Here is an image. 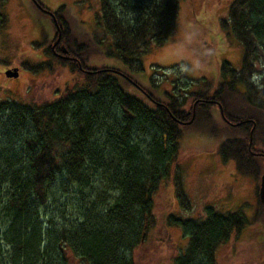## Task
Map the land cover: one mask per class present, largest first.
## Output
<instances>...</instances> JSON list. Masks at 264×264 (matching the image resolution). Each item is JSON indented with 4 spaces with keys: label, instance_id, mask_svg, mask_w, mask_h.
<instances>
[{
    "label": "trees",
    "instance_id": "1",
    "mask_svg": "<svg viewBox=\"0 0 264 264\" xmlns=\"http://www.w3.org/2000/svg\"><path fill=\"white\" fill-rule=\"evenodd\" d=\"M99 1L97 25L103 37L91 42L100 46L111 36L110 54L127 70L93 66V44L70 38L74 31L68 7L62 6L52 12V21L61 30L59 47L66 53L57 56L50 46L47 50L54 63L82 76L84 84L41 105L0 101V241L11 247L9 264H70L72 258L87 264H136L132 254L145 241L154 196L178 161L184 130L201 124L221 139L222 160L235 161L238 173L256 182L264 217L259 198L264 122L258 116H264V0H235L222 21L243 50L242 68L225 61L222 81L213 92L207 80L201 81L204 90L195 91L192 81L177 75L166 101L133 74L143 70L142 58L163 48L175 32L181 0ZM6 25L0 14V34ZM57 36L55 31L52 43ZM24 65L36 73L52 67ZM163 76L155 72L153 87ZM98 175L116 192L111 202L105 190L91 191L89 198L81 187ZM71 185L73 193L86 198L85 205L77 222L57 230L47 205ZM176 194L180 204L189 205L180 176ZM169 220L189 236L185 254L174 264H217L219 247L248 223L241 212L212 209L204 220Z\"/></svg>",
    "mask_w": 264,
    "mask_h": 264
},
{
    "label": "rangeland",
    "instance_id": "2",
    "mask_svg": "<svg viewBox=\"0 0 264 264\" xmlns=\"http://www.w3.org/2000/svg\"><path fill=\"white\" fill-rule=\"evenodd\" d=\"M234 1L181 0L175 32L163 48H155L142 58L143 70L133 74L135 80L164 101L168 100L167 93L173 90L171 81L177 75L186 76L192 81L195 91L204 90L201 81L205 80L210 83V91H215L222 81L220 68L225 61L236 70L242 68L243 50L229 31L222 27V21L228 19ZM39 2L49 12L39 9L31 0L0 2V14L7 19L6 29H2L0 34L1 102L41 105L57 100L66 88L84 84L82 76L59 66L50 57L47 49L57 29L52 21V12L62 6L68 7L71 31H74L70 38L76 37L79 44H90L97 35L103 37L100 35L103 30L97 25V16L101 14L99 0ZM91 43L93 66L127 70L120 58L110 54L111 36L100 46ZM43 63H51L52 67H46L43 71L39 69V73H36L24 65L38 67ZM12 68L19 69L18 79L5 76L6 71ZM157 70L164 72L165 76L159 79L157 87H153L152 79ZM124 87L136 93L133 87ZM215 112L218 117V111ZM258 116L264 122V116ZM216 123L220 122L216 120ZM206 129L201 124L184 130L179 143L178 161L154 196L153 219L145 241L132 254L136 264H174L178 256L185 254L189 236L182 227L171 225L170 217L200 221L207 218L211 209L222 214L241 212L248 221L240 234H234L228 243L219 247L215 255L217 264H264V217L256 192L257 184L252 178L238 173L235 161L225 163L222 160L218 154L221 139ZM177 176H180L189 205L180 204L177 199ZM106 186L101 181V175L91 184L81 185L86 197L92 196L91 191L96 194L105 190L111 202L116 192ZM73 188L71 185L69 189L59 192L47 205L46 213L56 223L57 230L65 224L70 226L77 222L80 207L85 205L86 198L73 193ZM7 245L4 240L0 241V264L10 263L11 247ZM70 264L87 263L72 258Z\"/></svg>",
    "mask_w": 264,
    "mask_h": 264
},
{
    "label": "water",
    "instance_id": "3",
    "mask_svg": "<svg viewBox=\"0 0 264 264\" xmlns=\"http://www.w3.org/2000/svg\"><path fill=\"white\" fill-rule=\"evenodd\" d=\"M34 2L37 4V2L34 0ZM59 31V38H58V43L60 41V38H61V33H60V30L58 29ZM6 76L9 78H12V79H17L19 77V71L18 69H12V70H8L6 73ZM195 119V112L193 113V118H192V121L188 122V124H191V122H193ZM263 173H262V176H261V180H260V188H259V198H260V201L263 205V210H264V166H263Z\"/></svg>",
    "mask_w": 264,
    "mask_h": 264
},
{
    "label": "flooded vegetation",
    "instance_id": "4",
    "mask_svg": "<svg viewBox=\"0 0 264 264\" xmlns=\"http://www.w3.org/2000/svg\"><path fill=\"white\" fill-rule=\"evenodd\" d=\"M56 38V37H55ZM57 38H58V36H57ZM60 41H61V39H60ZM60 41H59V43H58V41H57V39H56V41H54L53 43H52V45L50 46L51 48H50V51L52 52V53H54L55 55H57V56H63L62 55V53H66V50H64L63 49V46H60L59 47V44H60ZM57 48H59L62 52L60 53L59 52V50H57ZM60 53V54H59Z\"/></svg>",
    "mask_w": 264,
    "mask_h": 264
}]
</instances>
